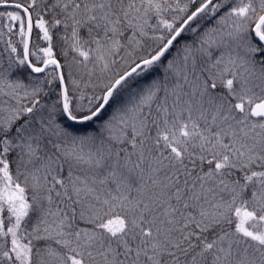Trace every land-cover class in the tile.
<instances>
[{
  "label": "snow or ice",
  "instance_id": "6c2138e0",
  "mask_svg": "<svg viewBox=\"0 0 264 264\" xmlns=\"http://www.w3.org/2000/svg\"><path fill=\"white\" fill-rule=\"evenodd\" d=\"M0 264H264V0H0Z\"/></svg>",
  "mask_w": 264,
  "mask_h": 264
}]
</instances>
